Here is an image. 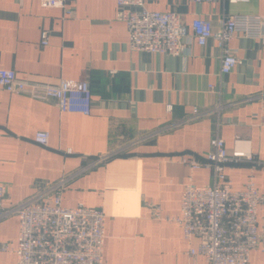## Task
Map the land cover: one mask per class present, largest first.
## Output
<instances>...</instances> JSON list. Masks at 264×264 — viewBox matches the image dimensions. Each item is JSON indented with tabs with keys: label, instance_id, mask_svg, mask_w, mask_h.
Here are the masks:
<instances>
[{
	"label": "crops",
	"instance_id": "crops-1",
	"mask_svg": "<svg viewBox=\"0 0 264 264\" xmlns=\"http://www.w3.org/2000/svg\"><path fill=\"white\" fill-rule=\"evenodd\" d=\"M146 7L181 16L189 40L181 54L131 49L115 0H74L72 15L39 0H0V68L43 83L84 79L92 93L84 114L0 87L2 204L12 209L61 183L63 205L105 214L101 264H207L188 255L198 239H184L174 218L184 184H209L212 175L181 156L201 158L220 136L230 151L254 157L226 167L231 187L251 178L264 195V47L237 35L229 46L238 62L221 74L216 42L198 45L191 21L207 18L216 29L228 15L264 17V0H146ZM37 131L48 133L47 145L34 141ZM17 232V214L0 216V242L8 245L0 264H15ZM248 264H264V249L252 251Z\"/></svg>",
	"mask_w": 264,
	"mask_h": 264
},
{
	"label": "built area",
	"instance_id": "built-area-1",
	"mask_svg": "<svg viewBox=\"0 0 264 264\" xmlns=\"http://www.w3.org/2000/svg\"><path fill=\"white\" fill-rule=\"evenodd\" d=\"M74 0H39L41 7H59L73 14ZM118 17L126 24L128 46L133 50L179 55L187 48V27L174 11L150 10L146 0H115ZM196 3L219 0H193ZM245 2L248 0H226ZM193 40L200 46L209 39L219 50L221 74L230 73L238 62L230 41L237 35L258 39L264 47V17L258 14H235L224 17L214 29L207 18L191 21ZM48 29L40 31V43H48ZM0 87L6 91L25 93L37 100L54 99L60 111L88 114L91 88L84 79H60L57 83L29 81L17 77L13 69L0 68ZM213 86H210L212 88ZM169 110L171 105H167ZM193 114L198 113L194 108ZM47 145L48 133L37 131L33 137ZM100 157L97 161L104 159ZM240 159L254 161L251 153L226 147L220 136L209 140V149L201 158L184 154L182 162L191 169L211 171L209 184H196L189 179L180 196L179 215L184 239L196 237V247L187 251L190 257L201 255L207 264H248L250 253L264 249V195L250 178L241 189L231 187L226 167ZM61 183L7 209L2 200L6 192L0 183V216H18L15 264H101L105 239V214L100 208L61 203ZM151 214L159 217V207L151 206ZM8 249L0 242V250Z\"/></svg>",
	"mask_w": 264,
	"mask_h": 264
}]
</instances>
